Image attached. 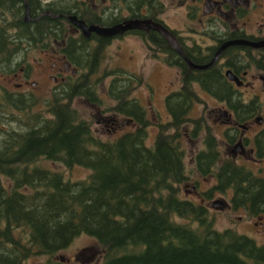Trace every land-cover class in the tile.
<instances>
[{"label": "trees", "instance_id": "1", "mask_svg": "<svg viewBox=\"0 0 264 264\" xmlns=\"http://www.w3.org/2000/svg\"><path fill=\"white\" fill-rule=\"evenodd\" d=\"M47 20L44 27H52V20ZM87 55L79 60H86ZM166 59L178 65L179 59ZM100 60L101 54L86 73L53 96L49 116L28 113L34 97L0 95V119L16 121L13 110L31 116L29 121L20 116L21 127L1 132L0 264H22L34 255H47L44 264H64L54 259L55 253L82 233L102 247L101 264H264V244L233 228L216 229L204 203L180 196L186 165L179 130L192 122L196 138L201 119L188 115L198 98L167 96L171 119L160 125L161 131L149 145L145 109L136 98H129L135 79L118 71L108 87L116 100L112 110L138 125L113 140H103L73 107L79 96L91 103L100 101L89 77ZM181 67L186 68L184 62ZM206 77L200 80L204 88L218 95L228 90L216 73ZM202 138L205 148L193 157L195 169L216 180L204 196L209 197L212 190L231 189L234 207L252 203L247 213L257 214L264 181L250 179L248 184L245 166L219 162L216 139L210 133ZM42 159L82 166L90 174L65 180L61 172L34 165Z\"/></svg>", "mask_w": 264, "mask_h": 264}, {"label": "flooded vegetation", "instance_id": "2", "mask_svg": "<svg viewBox=\"0 0 264 264\" xmlns=\"http://www.w3.org/2000/svg\"><path fill=\"white\" fill-rule=\"evenodd\" d=\"M173 7L183 11L182 28L169 25L163 17L167 9ZM70 16L82 20L87 28L111 27L131 20L141 21L144 25L161 24L175 37L190 62L205 65L226 41H264V0H0V78H9L17 88L9 91L8 87H2L0 95L29 99L46 87L52 98L74 77H81L78 70L93 65L99 54L100 64L107 47L114 41L125 36L136 37L147 50L163 51V62L175 68L164 103L167 96L181 94L184 98H212L220 104L209 111L213 125H208L203 117L198 118L201 119V130L197 131L196 138L192 137L194 124L184 136L194 141L200 135L204 137L210 133L216 139L219 162L230 160L234 165L245 166L238 161L243 159L253 166L258 164L255 170L245 166L249 171L248 184L250 179L264 181V45H228L211 66L196 68L191 67L158 30L139 27L114 35H100L92 30L86 35ZM47 19L52 20V27H44ZM196 19L199 27H190L189 22ZM33 51L37 56L30 60ZM87 53L86 60L80 61L79 58L83 59ZM167 57L179 59V66L168 62ZM75 58H78L76 62ZM182 62L185 69L181 67ZM227 70L238 78V84L226 76ZM185 71L187 76L183 75ZM210 73L220 76L228 90L218 95L204 88L201 81ZM33 74L38 79H30ZM166 110L171 119L167 107ZM123 119L132 129L138 125L126 120L124 115ZM213 126L223 128L218 133ZM182 136L180 134V140ZM204 148L203 144L194 155ZM196 194L201 202L205 201V197ZM221 202L246 212L252 210V203L247 207H234L231 201ZM256 209L258 212L252 217L264 233V197Z\"/></svg>", "mask_w": 264, "mask_h": 264}, {"label": "rangeland", "instance_id": "3", "mask_svg": "<svg viewBox=\"0 0 264 264\" xmlns=\"http://www.w3.org/2000/svg\"><path fill=\"white\" fill-rule=\"evenodd\" d=\"M181 12L183 14L182 9L179 10L176 7L168 8L163 17L169 25L182 28L184 25V16H182ZM171 17L174 18L172 19ZM189 25L192 28L199 27L197 19L189 22ZM124 38L114 41L112 45L107 47L102 62L93 68L94 71L89 76L91 83L95 86L100 101L91 103L84 96H79L75 97L73 107L76 109L80 118L86 119L91 123L93 133L103 140H113L123 132L132 130L130 123H126L123 119V115H119L115 110H112V107L116 104V100L112 99L108 94L110 80L115 76L116 72L123 71L127 75L121 76H132L135 79L132 83L134 90L129 98H136L144 106L145 118L148 121L146 125L148 132L146 141L152 145L154 137L161 131L160 125L170 120V116H168L165 107L164 97L171 87L169 83L173 80L172 76L174 75L175 68H171L163 62L165 57L163 51L159 49L147 50L136 37L130 36ZM36 56L37 52L33 51L30 60ZM87 71L88 68H82L78 70V74L81 76V74ZM76 77H74L75 79L73 81L76 80ZM30 79H38V77L33 74ZM5 86L10 89L9 91L17 90L14 82L11 83L9 78L1 77L0 89ZM30 90L35 89L30 88ZM37 93L33 95L35 100L31 101L34 102V105L29 109L28 113H41L44 116H49L50 114L47 112L48 103L54 100L53 97L51 98L46 92V87L41 92L37 91ZM217 106H220V104L212 98L203 97L194 100L188 116L193 119L203 117L208 125H213V119L210 118L212 114L209 111L211 108ZM13 111L16 113V117H13V119L16 121L0 119V138L3 137V133H1L3 130L7 131L10 128L17 129L21 127L18 124L21 121L19 122L17 120L20 116L25 121L31 119L30 115L24 114L23 112L19 113L17 110ZM5 112L8 115L10 114V110ZM192 125V122L185 123L179 130L183 134L181 141L185 149L184 161L186 165V178L179 184L180 196L184 199L200 203L199 196L196 192L204 196L205 192L215 186L216 180L210 175L200 176L196 172L192 157L195 150L203 147V138L200 135L197 140L189 141L184 136L185 131L189 130ZM22 128L24 129L23 124ZM222 128L218 126L214 127L218 133H220ZM238 161L254 170L258 167V164L253 166L250 161L244 162L243 159H238ZM34 165L61 172L64 175V179L69 181L84 179L90 174V170L85 167L77 165L67 167L60 161L42 159ZM7 183L8 181L4 180V184L7 185ZM232 194L231 189L225 192L212 190L209 197L204 196V204L208 210L209 219L212 218L213 220L214 227L218 230L233 228L237 232L254 239L256 243L264 244V233H262L261 227L255 225L257 221L255 217H252L242 208H233L222 204V200L231 201ZM215 202L218 204L213 205ZM103 254L102 247L92 237L82 233L67 247L57 251L54 259L61 260L64 264H101ZM48 258L47 255H34L28 257L22 264H44Z\"/></svg>", "mask_w": 264, "mask_h": 264}, {"label": "water", "instance_id": "4", "mask_svg": "<svg viewBox=\"0 0 264 264\" xmlns=\"http://www.w3.org/2000/svg\"><path fill=\"white\" fill-rule=\"evenodd\" d=\"M70 19L72 22H74L76 25H78L79 27L83 28L85 34L87 35L89 31L94 30L95 32H97L100 35H114L117 33H122L125 30L128 29H132V28H151V29H155L158 30L160 33L163 34V36L166 38V40L172 45V47L174 49L177 50V52L188 62V64L191 67H196V68H207L209 66H211L218 58L220 52L226 48L228 45H233V44H248V45H252V46H260V45H264V41L261 42H251L249 40H245V39H234V40H230V41H226L224 42L221 47L216 51L213 59L205 65H196L193 64L192 62H190L187 57L185 56L184 52L182 51V49L180 48L178 42L176 41V39L174 38V36L171 34L170 31H168L166 28H164L161 24H146L144 25L143 22L138 21V20H131L129 22L123 23V24H117L111 27H98V26H91L89 28L86 27L85 23L82 20H78L75 16H70ZM226 76L230 79V80H234L236 81V83H239L238 78L232 73V71L227 70L225 72ZM218 204L217 202H215L213 205Z\"/></svg>", "mask_w": 264, "mask_h": 264}]
</instances>
